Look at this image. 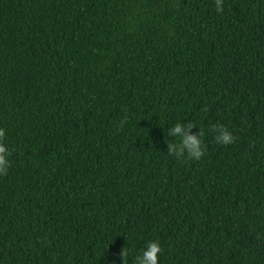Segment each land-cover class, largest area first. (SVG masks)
Wrapping results in <instances>:
<instances>
[{"label":"trees","instance_id":"16d2710c","mask_svg":"<svg viewBox=\"0 0 264 264\" xmlns=\"http://www.w3.org/2000/svg\"><path fill=\"white\" fill-rule=\"evenodd\" d=\"M0 128V264H264V0H0Z\"/></svg>","mask_w":264,"mask_h":264},{"label":"clouds","instance_id":"9594fccd","mask_svg":"<svg viewBox=\"0 0 264 264\" xmlns=\"http://www.w3.org/2000/svg\"><path fill=\"white\" fill-rule=\"evenodd\" d=\"M224 10V0H215V12L221 14ZM194 127L191 123L175 122L167 127V137L172 138V142H167V153L177 159L183 157L189 160H200L204 155V132L198 130L197 133H191L190 129ZM211 132L216 144L228 146L235 141V136L229 128L215 124L211 126ZM7 141V133L4 128H0V176L6 175L10 169L11 147ZM163 249L160 241L149 239L145 242L143 248L137 251L134 257V264H159V258ZM128 252L122 253L121 264H126Z\"/></svg>","mask_w":264,"mask_h":264}]
</instances>
